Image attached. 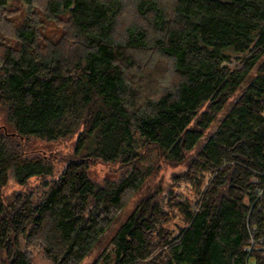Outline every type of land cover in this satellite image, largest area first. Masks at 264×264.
Listing matches in <instances>:
<instances>
[{"label":"trees","instance_id":"1","mask_svg":"<svg viewBox=\"0 0 264 264\" xmlns=\"http://www.w3.org/2000/svg\"><path fill=\"white\" fill-rule=\"evenodd\" d=\"M0 61L4 264H80L149 147L189 192H146L95 264H264V0H0ZM73 136L62 167L27 145Z\"/></svg>","mask_w":264,"mask_h":264},{"label":"rangeland","instance_id":"2","mask_svg":"<svg viewBox=\"0 0 264 264\" xmlns=\"http://www.w3.org/2000/svg\"><path fill=\"white\" fill-rule=\"evenodd\" d=\"M57 33L59 35V31ZM227 108L228 107H226L225 109ZM220 117L221 115L217 116L216 120L212 124L213 126L210 129H213L215 125L219 123ZM207 135L208 134L206 133L200 139V142L205 141ZM75 140H76V136H73L68 140L56 141V142L30 140L27 143V145L32 150H39L41 152L43 151L50 155H56L55 161L58 167H62L64 165V162L62 161L64 160V157H68L73 153ZM136 142L137 145L141 144V141L138 137L136 138ZM142 150H144V154L141 159L140 168L145 171L150 170L149 175L147 176L140 190L136 192H130V193L128 192L129 197L125 203V207L119 213L116 221L111 225L109 230L105 233L101 242L95 245L91 249L90 253L83 258L80 264H95V261L98 260L102 250L104 248L107 249L109 247V237L111 236V234L115 231V229H117L119 224L122 222L123 218L128 213L131 212V210L135 207V205L138 203V201L146 192L158 191V194L160 193V196L158 198H161L163 196L164 201L167 200V198H165L164 196H167L168 191L170 189H172L175 192L184 193V194H186L187 191L189 192V190H187V188H185L184 185L177 186L172 181V176L175 173L180 172L183 169V166H171L165 163L160 159L157 150L153 147H149L147 150H145L144 148ZM121 171L122 168L119 167L118 165L103 164V163H96L92 165V167L90 168V174L93 177L92 179H94L95 181H101L103 178L108 176H113L114 174L119 173ZM38 183H39L38 179L32 178L27 182L26 185L19 186L13 180H10L7 186L3 189V193L7 196L11 195L10 198H12V196L15 195L17 192L20 193L23 191H28L29 189H34L35 191H37L36 186ZM29 253L34 264H51L50 261L37 248L30 247ZM0 264H4V260L2 259L1 256H0Z\"/></svg>","mask_w":264,"mask_h":264},{"label":"built area","instance_id":"3","mask_svg":"<svg viewBox=\"0 0 264 264\" xmlns=\"http://www.w3.org/2000/svg\"><path fill=\"white\" fill-rule=\"evenodd\" d=\"M1 67H2V63H1V61H0V69H1Z\"/></svg>","mask_w":264,"mask_h":264}]
</instances>
